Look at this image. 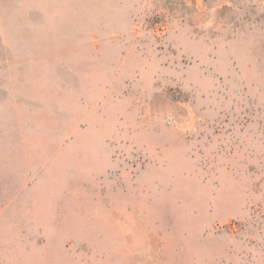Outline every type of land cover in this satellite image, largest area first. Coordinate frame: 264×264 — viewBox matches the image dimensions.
Returning a JSON list of instances; mask_svg holds the SVG:
<instances>
[{
  "label": "rangeland",
  "instance_id": "374dc122",
  "mask_svg": "<svg viewBox=\"0 0 264 264\" xmlns=\"http://www.w3.org/2000/svg\"><path fill=\"white\" fill-rule=\"evenodd\" d=\"M0 264H264V0H0Z\"/></svg>",
  "mask_w": 264,
  "mask_h": 264
}]
</instances>
